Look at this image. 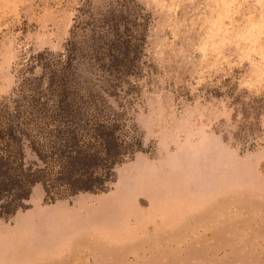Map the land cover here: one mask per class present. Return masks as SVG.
I'll use <instances>...</instances> for the list:
<instances>
[{"label": "rangeland", "instance_id": "obj_1", "mask_svg": "<svg viewBox=\"0 0 264 264\" xmlns=\"http://www.w3.org/2000/svg\"><path fill=\"white\" fill-rule=\"evenodd\" d=\"M0 264H264V0H0Z\"/></svg>", "mask_w": 264, "mask_h": 264}, {"label": "trees", "instance_id": "obj_2", "mask_svg": "<svg viewBox=\"0 0 264 264\" xmlns=\"http://www.w3.org/2000/svg\"><path fill=\"white\" fill-rule=\"evenodd\" d=\"M9 158L0 155V174L7 173V165L9 164Z\"/></svg>", "mask_w": 264, "mask_h": 264}]
</instances>
